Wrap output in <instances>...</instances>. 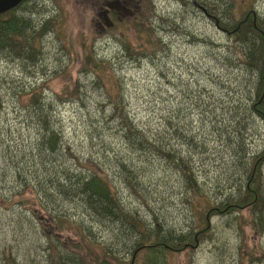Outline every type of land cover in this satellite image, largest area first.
Segmentation results:
<instances>
[{
  "label": "rangeland",
  "instance_id": "obj_1",
  "mask_svg": "<svg viewBox=\"0 0 264 264\" xmlns=\"http://www.w3.org/2000/svg\"><path fill=\"white\" fill-rule=\"evenodd\" d=\"M203 1L223 8L228 0H24L18 13L29 21L19 38L11 41L13 51L0 48V171L15 168L22 151L30 150L41 134L24 114L22 104H28L29 95L24 92L17 97L22 88L40 87L52 116L50 126L61 136L65 157L72 165L67 149L80 162L104 163V172L126 211L150 228L160 226L177 234L186 231L203 198L182 190L171 172L167 186L161 187L154 167H146L145 175L139 177L142 198L125 185L128 174L123 176L117 160L130 159L135 153L119 134L109 95L82 66L98 64L110 79L107 69H113L121 79L129 115L139 125L165 126L164 137L170 144L166 150L171 146L191 158L198 181L221 197L239 176L245 178L240 155L254 157L263 150L264 120L247 107L252 87V82L244 80L247 72L226 60L235 56L216 25L225 16L213 13ZM240 1L245 3L236 1L234 18L250 10L264 20V0ZM198 4L212 13L206 15ZM25 39L35 49L24 51L20 40ZM178 110L180 129H186L190 139L174 134ZM40 117L34 112L33 118L38 121ZM164 118L172 123L165 125ZM236 131H242L243 149L237 147ZM262 176L264 194V163ZM3 181L0 177V184ZM1 192L0 187V197ZM13 200L16 203L0 204V264H50L49 241L62 245L66 253L72 249L65 258L78 254L84 264L104 263L101 248L90 246L89 241L114 242L116 227L94 221L80 209L60 207L66 217L88 228L91 237L86 235L83 245L75 226L63 225L58 230L46 219L45 211L34 216L20 197ZM235 215H212L204 236L170 253L166 264H264V231L259 235L247 223V211L238 219ZM250 255L256 259L248 263ZM123 256L124 264H131V253L125 251Z\"/></svg>",
  "mask_w": 264,
  "mask_h": 264
},
{
  "label": "trees",
  "instance_id": "obj_2",
  "mask_svg": "<svg viewBox=\"0 0 264 264\" xmlns=\"http://www.w3.org/2000/svg\"><path fill=\"white\" fill-rule=\"evenodd\" d=\"M236 1L243 4L240 0H228L222 8L220 4L203 2L214 9L213 13L225 16L224 19L219 20V27L229 40L228 51L234 53L235 56L227 57L226 60L233 65H239L247 72L248 76L244 80L252 82L248 93L247 107L250 106V109L264 120V20L258 15L255 16L250 10H247L238 19L234 18ZM23 3L0 14V48L13 51L11 41L16 36L19 38L21 31H24L23 27L29 20L18 13V9L23 7ZM209 12L212 13L210 10ZM231 16L233 19L230 18ZM138 25L141 31H145L141 23ZM20 41L24 51L35 49L34 45L26 39ZM151 44L153 45V43ZM124 47L130 56L133 55L132 52L129 53L128 48H131L129 43H126ZM82 67L96 76L103 86L104 94L109 95L111 113L118 120L116 123L119 134H121L127 149H130L131 153H135V157L132 156L130 159L117 160L123 176L128 174L123 179L125 185L142 198L143 195H140L142 182L139 177L142 179L145 175L146 167H154L155 170H158L157 177L160 183L157 184L161 187L167 186L166 182L171 172L176 176L182 190L192 192L194 197L201 196L203 198V203L195 214L196 218L192 220L191 224H188L186 231L177 234L170 229L164 230L160 226L150 228L138 216L126 211L113 190L111 180L104 172V163L94 162V160L91 164H87L86 161L85 163L80 162L73 155L71 149H67L66 152L70 153V159L75 164L72 165L66 159L61 146V136L50 126L52 116L49 108L46 107L44 90L40 87L28 90L22 88L17 91V97L22 96L24 92L29 95L28 104L25 106L22 104L24 114L26 118L33 119V123L38 125L41 134L37 136L30 150L22 151V159L18 162L19 164L15 165V168L4 167L0 171V177L4 180L0 184L1 194L4 196L0 197L1 205L8 202L16 203L13 197L18 196L21 200L20 203L27 204L34 216L45 211L46 219L50 220L54 228L57 227L58 230H61L63 225L75 226L83 236V245H86L84 241L86 235L91 237L90 232L87 231L88 228L82 223L73 222L66 217L60 207L68 206L76 210L80 209L83 215H88L94 221L113 225L116 227L114 242L89 241L90 246L95 244L101 248L103 252L101 258L104 260L102 264H112L114 260L124 264L126 262L123 256L125 251H129L131 257L136 253L134 263L166 264L170 253L183 249L187 243L195 244L198 239L204 236L207 231L206 225L209 224L212 215L228 216L235 213V217L238 219L243 216V211H247V223L251 224V227L259 235L264 231V194L262 192L264 148L254 157L240 155L239 166L244 167L245 178L239 176L235 186L228 193L216 197L212 187L204 186L198 181L191 158H187L171 146L170 151L166 150L169 149L170 144L164 137L166 136L165 126L163 129L159 127L153 129L149 124L139 125L129 115L120 89L121 79L115 76L113 69H107L112 76L110 79L102 73L106 69L101 70L98 64L94 67L83 64ZM1 106L0 96V108ZM34 112L42 114L38 121L33 118ZM180 114L179 110L175 114L177 121L174 134L190 139L186 133L187 130L184 129L186 132H183L180 129L179 122L182 119ZM162 122L165 125L172 123L166 121L165 118ZM236 133L239 139L237 147L243 149L242 131H236ZM137 153L143 155L144 159L138 155L136 158ZM1 160H3L2 155H0ZM20 187H23L22 190L16 194ZM7 198H11V200ZM77 247L82 248L79 243H77ZM241 247L242 245L238 249ZM52 248H54L53 251ZM47 249L50 264H84L81 255L78 254L65 258L64 255H68L72 249L66 253L62 250V245L53 246L50 241ZM262 254L264 255V252ZM255 259H253V255H250L248 263Z\"/></svg>",
  "mask_w": 264,
  "mask_h": 264
},
{
  "label": "water",
  "instance_id": "obj_3",
  "mask_svg": "<svg viewBox=\"0 0 264 264\" xmlns=\"http://www.w3.org/2000/svg\"><path fill=\"white\" fill-rule=\"evenodd\" d=\"M21 0H0V13L14 7Z\"/></svg>",
  "mask_w": 264,
  "mask_h": 264
},
{
  "label": "flooded vegetation",
  "instance_id": "obj_4",
  "mask_svg": "<svg viewBox=\"0 0 264 264\" xmlns=\"http://www.w3.org/2000/svg\"><path fill=\"white\" fill-rule=\"evenodd\" d=\"M198 7H201L199 4L197 5Z\"/></svg>",
  "mask_w": 264,
  "mask_h": 264
}]
</instances>
